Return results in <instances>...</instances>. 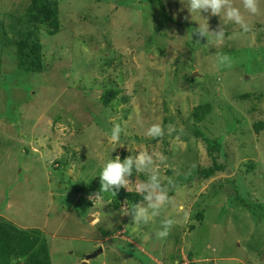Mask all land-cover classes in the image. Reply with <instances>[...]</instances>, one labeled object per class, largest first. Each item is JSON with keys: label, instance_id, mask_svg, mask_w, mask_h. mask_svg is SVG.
Segmentation results:
<instances>
[{"label": "rangeland", "instance_id": "1", "mask_svg": "<svg viewBox=\"0 0 264 264\" xmlns=\"http://www.w3.org/2000/svg\"><path fill=\"white\" fill-rule=\"evenodd\" d=\"M181 2L60 0V32L38 33L40 74L19 70L14 47H2L0 35V218L41 231L52 264H188L187 256L191 264H264V130L253 129L264 124V0L261 14L247 17L253 31L218 49L231 59L219 70L209 55L216 50L191 40L196 23L205 21L196 14L192 20ZM29 3L0 0L10 35L8 24L14 19L17 28ZM159 3L173 24L161 19ZM202 15L210 30L221 23ZM138 46L145 49L135 54ZM106 84L121 91V100L105 125L95 100ZM116 123L121 137L139 142L113 145L107 133ZM152 123L162 124V138L145 136ZM193 130L220 140L214 156L225 173L195 179L213 161ZM140 150L163 154L159 171L175 184V205L143 227L121 215L126 203L109 207L92 188L110 156ZM165 218L176 223L167 239H156Z\"/></svg>", "mask_w": 264, "mask_h": 264}, {"label": "clouds", "instance_id": "2", "mask_svg": "<svg viewBox=\"0 0 264 264\" xmlns=\"http://www.w3.org/2000/svg\"><path fill=\"white\" fill-rule=\"evenodd\" d=\"M182 4L192 20L193 14H196L205 21L203 24L196 23L198 27L192 30L191 40L195 36L196 43L201 45V40H205L204 47L216 50L209 55L214 57L212 66L217 70L231 66L230 56L219 51L220 46L229 40L246 37L253 31L247 17L261 14V0H242L239 6L231 3V0H186ZM202 14L219 17L221 23L215 30H210L208 19ZM229 23L238 26L239 31L228 34L225 25ZM122 132L123 128L119 123L113 124L110 133H107L113 145L121 142ZM144 134L158 140L164 136L165 131L161 123H152ZM166 159L163 154L140 150L123 160L119 155L114 159L110 156L100 170L101 193L110 192L115 195L116 191L123 188L141 197L139 203L121 210V215L131 218L133 226H146L152 218L160 215L162 209L175 205V197L171 194L175 188L174 180L172 177L162 176L159 171L158 161L163 163ZM136 174L142 175L143 179L138 182L133 180ZM98 198L102 199V196L97 195L96 199ZM175 223L173 218L161 220L158 230L154 233L155 238L167 239Z\"/></svg>", "mask_w": 264, "mask_h": 264}, {"label": "trees", "instance_id": "3", "mask_svg": "<svg viewBox=\"0 0 264 264\" xmlns=\"http://www.w3.org/2000/svg\"><path fill=\"white\" fill-rule=\"evenodd\" d=\"M59 3L60 0H30L26 12L17 19V28L13 27L15 23L14 19L8 24V26L12 27L13 32L11 35L7 27L4 26L5 24L0 22L2 47H5V45L14 47L16 65L19 70L33 74L43 72L45 67L44 55L42 56L43 46L38 33L44 30L49 36H54L60 32ZM159 6L161 8V19L173 24V19L166 15L161 7V3H159ZM86 26L88 27V25ZM9 35L11 36L10 39L7 38ZM109 48L110 45L107 44L105 49L108 50ZM144 49L142 46L134 48L135 54H140ZM108 63L111 64V60ZM111 85L106 84L101 87L100 97L95 100V102L100 104L103 121L105 119L104 124L106 117L118 107L121 100V91L113 86L111 87ZM251 98V96L246 95V97H242V100L249 102ZM96 105L99 106L98 104ZM204 109L205 107L201 106L194 110V122L200 120ZM253 129L258 134L264 130V124H256L253 126ZM192 136L197 139L202 138L206 146V152L213 161L212 165L208 168L200 169L194 175L196 176L195 179L202 182L213 178L218 173H225L227 170L226 166L223 163H217L215 160L217 157L214 156L220 146V140L208 141L198 130H193ZM121 140L125 142H139L137 137H121ZM120 157L123 160L126 156L123 153ZM191 176L193 175L187 177L189 178L187 180L188 184L193 180ZM92 188L94 193L102 196V201L108 202V206L113 208H118L122 202L126 203L128 208L130 205L139 203L141 200V197L135 192L129 193L123 188L116 191L115 195L110 192L101 193L99 177ZM202 218V215H198L199 220ZM187 258H189L188 264H191V257L187 256ZM0 264H52L49 257L48 245L42 232L36 229L22 230L0 218Z\"/></svg>", "mask_w": 264, "mask_h": 264}, {"label": "crops", "instance_id": "4", "mask_svg": "<svg viewBox=\"0 0 264 264\" xmlns=\"http://www.w3.org/2000/svg\"><path fill=\"white\" fill-rule=\"evenodd\" d=\"M97 219H98V217L96 218V220H97ZM88 220H89V219H88ZM93 225H95V224H93ZM93 225H91V226H93ZM123 232H125V231L123 230V231L121 232V230H119L118 233H117V235L120 234V233H123ZM126 232H127V231H126ZM126 232H125V233H126ZM45 239H46V238H45ZM104 240H106V239H104ZM46 242H47V240H46ZM49 257L51 258V254H50V252H49ZM148 257H149L150 260H152V261H154V262L156 261V260H155L154 258H152V256H150L149 254H148ZM83 260H85V259H82V260H81L82 263H84ZM50 261H51V259H50ZM85 261L88 262V260H85ZM156 262H157V264H161V263H162V262H160V260H158V261H156ZM158 262H159V263H158ZM87 264H89V262H88ZM162 264H163V263H162Z\"/></svg>", "mask_w": 264, "mask_h": 264}, {"label": "water", "instance_id": "5", "mask_svg": "<svg viewBox=\"0 0 264 264\" xmlns=\"http://www.w3.org/2000/svg\"><path fill=\"white\" fill-rule=\"evenodd\" d=\"M90 218H91V217H89L88 219H90ZM98 253H101V251H98L97 253H93V254L87 256V257H86V260H90V259L96 257V256L98 255Z\"/></svg>", "mask_w": 264, "mask_h": 264}]
</instances>
